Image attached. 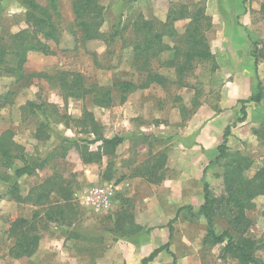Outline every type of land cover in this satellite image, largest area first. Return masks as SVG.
<instances>
[{
  "label": "rangeland",
  "instance_id": "obj_1",
  "mask_svg": "<svg viewBox=\"0 0 264 264\" xmlns=\"http://www.w3.org/2000/svg\"><path fill=\"white\" fill-rule=\"evenodd\" d=\"M23 1L0 0V37L11 43L12 35L21 30L36 31L51 52L28 51L22 75L13 71L18 67L17 55H8L11 72L0 73V136L10 131L28 156L43 159L58 146L60 137L96 138L79 122L90 111L106 137L121 135L125 140L114 156L105 155L100 164H85L78 149L72 147L65 157L59 155L35 174L19 179L23 196L56 172L73 182L72 206L66 208L67 217L60 222L46 219L49 205L36 206L4 195L7 186L0 179V264H135L141 255L149 256L166 243L171 252L162 251L150 264H174V256L176 264H241L223 255V244L203 243L207 232V220L200 213L204 183L210 184L215 196L225 193L223 167L210 164L218 155V146L200 145L196 152L184 149L199 145L197 131L220 110L222 91L229 82L245 74L252 93L258 79L264 86V58L256 72L252 56L255 42L264 45V0H97L101 12L87 19L99 22L103 35L87 40L75 21L76 0H58L59 12L50 7V0H36L52 15L56 41L45 39L27 21ZM199 9L211 18L212 26L205 34L214 58L195 59L180 74L177 64L186 63L184 52L190 46L186 31L191 20L171 18ZM155 34L162 35V41L150 50L157 55L135 54V45ZM58 71L79 72L88 84L109 87L130 81L138 88L122 102V92L114 87L113 103L105 106L96 102L97 93L84 98L67 96L57 82L46 77ZM149 73L163 76L166 82H148ZM247 111L245 121L237 122L240 112L231 122L238 135L229 145L232 152L240 150L253 160L246 171L252 177L264 167V99L253 102ZM56 113L66 115V122L58 121ZM40 122L46 123L50 138H37ZM255 129L260 130L259 135ZM98 145L100 142L89 146L96 150ZM21 151L16 149V153ZM191 155L198 162L186 169L190 179H183L174 165L180 166ZM163 159V165L151 174L153 163ZM111 160L112 171L107 174L113 177L107 179L104 175ZM22 163L16 158L12 167ZM2 171L13 175V168L0 164ZM93 185L116 187L110 211L96 213L82 202L84 190ZM52 201L63 203L56 193ZM253 201L255 206L246 211L250 224L245 234L262 239L264 194ZM35 213L40 244L33 255L15 257L10 253L15 240L9 229L18 217L32 219ZM228 216L226 211L218 214L219 232L229 226ZM257 255L264 260V249Z\"/></svg>",
  "mask_w": 264,
  "mask_h": 264
},
{
  "label": "trees",
  "instance_id": "obj_2",
  "mask_svg": "<svg viewBox=\"0 0 264 264\" xmlns=\"http://www.w3.org/2000/svg\"><path fill=\"white\" fill-rule=\"evenodd\" d=\"M24 6L28 8L26 12L27 21L35 30L42 31L45 39L56 41L58 39L57 28L53 23L52 15L46 8H43L36 0H24ZM50 7L54 12H59L58 0H50ZM264 7V5H263ZM75 13V21L77 26L83 31V40L99 38L103 33L99 30L100 23L95 20L87 19L89 15L95 12L100 13L101 7L97 0H76L73 6ZM185 14V15H184ZM179 17L171 18L173 21L181 18H190V23L186 31L187 42L190 44L187 51L184 52L186 63H178L177 70L183 74L192 66L195 59H212L214 54L211 51V46L207 41L206 30L212 26L211 18L205 15V12L199 9L196 13H179ZM112 37L115 34L111 35ZM162 35L155 34L146 37V40L141 44H136L134 47L135 54L155 52L150 51L156 42H161ZM11 43L6 42L0 37V73L4 71L11 72L8 66V55H17L18 67L13 70L18 75L23 73V63L26 62V53L30 50H38L51 52L47 42L42 40L38 32H30L21 30L12 35ZM255 42L252 50V56L255 58L256 72L258 71V63L261 58H264V45ZM264 44V43H263ZM148 58V54L145 56ZM49 81L57 82L59 87L67 96L76 98H84L88 94L97 93L96 102L105 106H110L113 103L112 90L117 87L122 92L121 101L126 100L127 94L138 86L130 81L115 82L112 86H99L97 84H88L83 74L71 73L68 71H58L53 75H46ZM71 77V78H70ZM148 82L165 83L166 79L155 73L148 74ZM142 87V86H140ZM12 94V93H11ZM9 97V96H8ZM10 99V98H9ZM264 99V86L260 79L252 93V95L242 100L241 108L242 117H238L237 122H243L247 118V104L255 102L259 104ZM11 100V99H10ZM9 100V101H10ZM34 103L31 102V105ZM185 108L183 107V110ZM58 121H65L66 115L56 113ZM66 122V121H65ZM85 128V132L94 134L96 138L89 141L88 139H69L60 137L58 146H54L51 151L46 154L45 158L28 156L23 147L15 143L12 139L13 134L6 131L0 136V164L3 167L13 168V175H9L6 171L0 173V179L6 184L7 188L4 195H10L19 202H28L36 206L49 207L46 210V219L49 221H58L65 219L67 207L72 206L74 199L75 188L70 179H66L60 173L56 172L49 176L43 183L32 188L27 196H23L20 188L19 179L25 175H32L38 169L44 168L52 159L57 156L65 157L72 147H76L80 153L81 159L85 164L102 163L105 155L114 156L117 148L124 142L125 138L121 135L106 137L102 132V126L97 122L94 115L90 111H86L84 116L79 121ZM67 124V123H66ZM256 134H260V130L255 129ZM232 134V126L229 125L223 135V141L217 147L218 155L210 164H220L223 167V180L225 193L221 196H215L212 193L210 184L204 183V203L200 208V213L207 220V232L204 237V245H219L223 244V255L231 256L238 260L241 264H264L257 252L264 249V238L256 239L245 234V230L250 224V220L246 215L248 209L255 206L254 199L260 194H264V167L258 170L254 176L248 177L246 171L252 166L253 160L243 154L240 150L232 152L229 145V137ZM36 136L39 139H48L51 133L47 128L46 123L40 122L37 127ZM100 142L96 150L90 149V143ZM16 149L22 151L16 153ZM21 158L23 163L14 167L12 160ZM166 159L162 162L158 160L151 166V174L160 166L163 165ZM161 163V164H160ZM113 161L108 163V168L104 176L111 179L113 174H107L112 171ZM147 170V169H146ZM148 172V170L146 171ZM149 173V172H148ZM118 182V181H117ZM56 193L62 200V204H53L52 194ZM3 195V194H2ZM74 209V208H73ZM228 213L229 226L219 232L216 228L218 222V214ZM35 213L32 219L18 217L13 221L9 234L15 240L14 246L10 253L15 257L31 256L37 250L41 235L38 232L37 223L35 221ZM169 223L172 233L173 226ZM170 244L166 243L156 248L149 256L144 257L139 264H149L157 258L164 250L171 252ZM174 256V254H172ZM174 264L176 257L174 256Z\"/></svg>",
  "mask_w": 264,
  "mask_h": 264
},
{
  "label": "crops",
  "instance_id": "obj_3",
  "mask_svg": "<svg viewBox=\"0 0 264 264\" xmlns=\"http://www.w3.org/2000/svg\"><path fill=\"white\" fill-rule=\"evenodd\" d=\"M244 71L245 70L243 68V72ZM248 80L249 77L244 74L243 76H239L237 80L231 81L227 86H225V89L222 91L221 102L219 105L220 110L218 112H214L208 118V122L201 124L199 130L197 131L198 133L195 139L199 145H195L193 148L187 147L184 150L188 152L190 150H192V152H196L197 147L200 145L205 148L212 149L213 147H217L221 144L225 129L241 112V108L243 106L241 101L248 99L252 95V90L247 86ZM247 106V110L252 109L253 102L248 103ZM236 135H238L237 131L232 130L229 141L235 138ZM188 152L183 153L188 154ZM196 162H198L197 157L191 155L181 161L180 166L174 165V167L179 168V174H181L180 176L183 179H190L189 175L186 173V169L189 168L191 164H197ZM144 257L146 256L143 254L140 256V259L142 260ZM141 260L135 264H139Z\"/></svg>",
  "mask_w": 264,
  "mask_h": 264
},
{
  "label": "built area",
  "instance_id": "obj_4",
  "mask_svg": "<svg viewBox=\"0 0 264 264\" xmlns=\"http://www.w3.org/2000/svg\"><path fill=\"white\" fill-rule=\"evenodd\" d=\"M116 187L114 185H93L84 190L82 202L96 213L112 209Z\"/></svg>",
  "mask_w": 264,
  "mask_h": 264
}]
</instances>
